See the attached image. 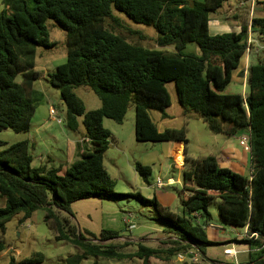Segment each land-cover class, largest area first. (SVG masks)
<instances>
[{
	"label": "trees",
	"instance_id": "trees-1",
	"mask_svg": "<svg viewBox=\"0 0 264 264\" xmlns=\"http://www.w3.org/2000/svg\"><path fill=\"white\" fill-rule=\"evenodd\" d=\"M230 0H3L0 13V132L29 133L36 113L35 83L38 49H50L46 22H55L66 33L67 60L48 74L58 89L67 112L65 128L78 133L82 124L91 149L60 173L48 158V165L32 166L34 158L29 141L0 150V254L6 248L7 224L17 215L22 221L43 211L44 221L57 242L73 245L77 254L60 264H82L89 258L115 261L151 259L170 262L178 255L190 260L197 253L202 261L206 249L215 245L208 237L212 215L210 205L217 202L220 221L233 229L246 230L243 243L251 248L250 262L264 264V61L259 59L247 70L246 96L226 94L233 72L241 70L248 52L249 28L264 36V2L254 15L243 11L239 33L211 35V16ZM123 13L136 24L151 26L161 49L150 50L130 43L107 28L115 20L113 11ZM196 44L200 55L185 54ZM20 78V81H18ZM174 83L185 114L196 113L215 134L236 135L244 131L250 137L251 173L248 176L221 167L223 156L191 158L187 155V126L159 131L150 112L170 119L167 110L171 96L167 84ZM85 87L101 101V107L88 111L76 90ZM131 106L135 108V137L143 143H183L185 163L182 170L184 214L172 212L154 197L141 194L136 199L154 208L153 220L167 226L168 236L159 247L125 240L120 232L102 229L98 235L81 230L74 222L72 205L82 200L122 199L115 192L116 181L105 165L111 132L104 128L109 119L123 124ZM1 147L7 146L0 142ZM78 151L80 145L77 146ZM136 171L150 184L152 169L136 164ZM256 238H251L252 235ZM124 239V241H123ZM93 240H96L94 242ZM136 246L134 253H125ZM257 250V251H256ZM196 254V255H197ZM44 256L9 264H42ZM188 264V263H184ZM189 264H194L190 263Z\"/></svg>",
	"mask_w": 264,
	"mask_h": 264
},
{
	"label": "rangeland",
	"instance_id": "rangeland-1",
	"mask_svg": "<svg viewBox=\"0 0 264 264\" xmlns=\"http://www.w3.org/2000/svg\"><path fill=\"white\" fill-rule=\"evenodd\" d=\"M236 4V0L226 2L218 13L211 16V20L217 17L225 18L224 13L227 12L230 6H236ZM4 8L3 0H0V13ZM113 13L115 20H107V28L125 37L130 43L150 50L175 52L173 47L161 49L157 46V33L153 27L136 24L123 13L116 10ZM228 21L231 25L234 23L233 20ZM46 26L50 32L52 47L50 49H38L35 70L40 74V79L34 85V89L39 93L36 97V113L32 122L34 124H38L36 122H40L42 119L48 120L52 118L50 115L51 107L57 112L56 117L63 121L67 112L66 105L61 99L60 91L51 86L48 77L49 73H52L58 66L66 63V33L51 20L46 22ZM184 53L200 55L196 44H189ZM252 61L254 62L255 60ZM18 81H20V78H18ZM166 87L171 96V107L167 110L171 119L163 120L161 113L156 111L150 112V116L157 125L158 130L162 132L165 129H180L183 126H187V155L194 159L207 156L219 157V152L223 150L225 144L231 146L236 150L241 159L240 170H237V173L248 176L251 169L250 150H246L239 143V139L246 137L247 133L240 131L232 136L213 133L196 113L185 114L183 107L179 103L174 83H169ZM75 92L84 102L85 108L88 111L101 107V101L90 89L81 87ZM248 92L249 89L246 83H243L238 76V72L234 71L232 82L225 93L246 96ZM80 122V130L76 134L65 129V125L60 126L56 121H53V128L50 134L52 132L54 134H52V137L45 134L44 137L38 139L39 143L32 151V155L35 157L32 166L37 168L43 164L38 157L42 152L52 154L55 157L54 159H56L57 167L60 160L67 161V157L65 156V152L67 151L66 135L74 138V136H81V134L85 133L82 119H80ZM103 126L112 134L110 147L105 154L104 165L110 176L116 181L115 192L117 194H124L126 197L122 199L78 201L72 205V212L75 216L74 222L79 229L87 230L93 234L99 233L102 228L110 229V227H107V224H114L111 225L114 226L112 228L117 227L115 230H118L121 237L125 240L142 242L150 247H159L161 246L160 242L162 239H165L169 235L167 232L168 228L165 224L153 220L157 216L154 208L143 205L135 197L138 194L147 199L157 197L158 201L161 200L159 202L164 204L163 206L169 207L172 212L179 215L184 214L181 196H184L185 192L183 191V183L181 181L178 182L180 177L182 180L180 171L173 166V162L170 159L164 158L162 165L161 161H159V159L163 158L162 156L166 157L168 144L143 143L136 140L134 106L130 107L123 124L120 125L112 120L105 119ZM33 136L34 132L18 134L11 130H4L0 132V142L6 143L7 146H0V150L33 138ZM54 136L57 138V141ZM137 163L151 167L150 184H147L136 171ZM44 164L48 165L47 161H44ZM66 168L68 167H63L64 170L60 173L61 176L64 175ZM170 177L175 180L173 184L167 183ZM158 179L162 180L165 184L164 188H157ZM5 206V198L0 197V208H5ZM209 212L212 215L211 225L220 227L223 230L219 229L216 232H208L209 240L215 243V245L206 249L207 261H202L201 257L197 253H194L195 258L192 260L188 257H185L183 260L176 257L170 262L151 259L150 264H189L190 261L194 264H235L234 259L226 256L224 251L228 247H231L228 243L230 242L229 240L241 237L244 231L243 229L228 227L220 221L217 202L210 205ZM44 218L45 213L37 211L28 220L22 221L23 215L20 214L7 224L5 235L6 248L0 254V264H9L12 258L17 262H21L32 258L37 253L44 256L42 264H60L69 256L77 254L78 249L73 245L56 241L55 235L46 225ZM123 219L129 221L127 228L122 224ZM129 226L134 227L129 228ZM136 250V246H131L125 250V253H134ZM82 264H142V261L139 259L115 261L89 258L83 261Z\"/></svg>",
	"mask_w": 264,
	"mask_h": 264
},
{
	"label": "crops",
	"instance_id": "crops-1",
	"mask_svg": "<svg viewBox=\"0 0 264 264\" xmlns=\"http://www.w3.org/2000/svg\"><path fill=\"white\" fill-rule=\"evenodd\" d=\"M198 1H203V0H198ZM236 1H237L236 6H230L227 12L224 13L225 18L217 17L216 19L210 21L209 28H210L211 35L215 36V35L231 33V32L239 33L241 30V26H240L241 20L239 18H236L238 14L242 13L243 11L249 12L250 13L249 16L251 20V18L254 15V10H256V7L258 8L257 4L260 2H264V0H236ZM228 20H233L234 23L231 25ZM247 41H248L249 49L242 62V68H241V70L244 71L245 73V77H242L241 80L243 83H246V85H247L246 75H247V70L249 66L253 63H257L259 59H262L264 61V36H260L257 33L253 32L250 26ZM252 60H255V61L253 62ZM237 72L239 76L240 71L238 70ZM52 109L54 108L51 107L50 111ZM51 117L52 118H49L48 120L42 119L40 122H36L38 124L32 123V127L29 133L34 132V136L33 138H29L28 140H25V141L30 142L32 151L34 150V147L39 143L38 139L40 137H44L45 134L51 135V137L53 136L52 135L54 134L53 132L52 134H50L53 128L52 126L53 121H56V123L60 126H64L62 119H61L62 123L60 124L58 123L59 118L53 117V116ZM34 128L35 130H33ZM67 136L68 135H66L67 151L65 150L66 151L65 156L67 157V161L60 160L58 167H70L73 163H75L77 160L80 159V153L83 150H88V149L90 150L92 147L91 144L87 141V139H85V133L81 134V136H78V135L74 136V138L71 136L70 137L69 136L67 137ZM240 139H239V143H240ZM55 140L57 141L56 137H55ZM78 144L80 145L81 151H78L77 149ZM163 144H168V148H167L166 157L162 156L163 158L159 159V161H161V165H162V160L164 158L170 159L173 162V166L180 171V175L182 176V170L184 167L185 157H186L184 144L183 143H163ZM220 156H223L224 158L226 157L221 167L228 168L236 173H237V170L238 171L240 170L241 159L239 158V155L237 154L234 148H232L231 146H227V144H225L223 150H220L219 152V157ZM38 157L43 162L41 166L45 165L44 161H47L48 158H51L53 160V165L56 166V159H54L55 157L52 156V154L42 152ZM33 158L35 159L34 156ZM250 173H251V169H250ZM180 181L182 182L181 177L180 179H178V182ZM174 182L175 180L171 177L167 181L168 184H173ZM124 220L125 219H123L122 224L127 228V226L124 224ZM111 225H114V224H107V227H110V229L112 230H115V228H117V227L112 228L114 226H111ZM102 229H109V228H102ZM219 229L223 230L220 227L210 225L207 231L216 232ZM243 231L244 233L241 237L236 238V239H231L229 240L230 242H228L231 247H228L227 249L233 248L238 253L235 258L232 257L235 261V264H247L250 262L251 248L248 244L243 243L246 230H243ZM99 233H97L96 235H98ZM219 241L222 242L221 240ZM206 259L208 260L207 255H206Z\"/></svg>",
	"mask_w": 264,
	"mask_h": 264
},
{
	"label": "built area",
	"instance_id": "built-area-1",
	"mask_svg": "<svg viewBox=\"0 0 264 264\" xmlns=\"http://www.w3.org/2000/svg\"><path fill=\"white\" fill-rule=\"evenodd\" d=\"M50 115L51 116H53V117H56L57 116V112L54 110V109H52L51 111H50ZM58 123H62V120L61 119H59L58 120ZM240 145L242 146V147H244L246 150H250V137H249V135H247L246 137H242L241 139H240ZM165 187V184L162 182V180H160V179H158V182H157V188L158 189H162V188H164ZM128 223H129V221L128 220H124V224L128 227ZM134 226H129V228H133ZM256 238V235L254 234V235H252L251 236V238ZM261 249H264V245L262 246V248H260L259 250H261ZM257 251V250H256ZM224 254L226 255V256H229V257H233V258H235L236 256H237V252L232 248V249H226L225 251H224ZM185 257H188L187 255H178V258L179 259H185ZM189 258V257H188Z\"/></svg>",
	"mask_w": 264,
	"mask_h": 264
},
{
	"label": "water",
	"instance_id": "water-1",
	"mask_svg": "<svg viewBox=\"0 0 264 264\" xmlns=\"http://www.w3.org/2000/svg\"><path fill=\"white\" fill-rule=\"evenodd\" d=\"M94 242H96V240H93Z\"/></svg>",
	"mask_w": 264,
	"mask_h": 264
}]
</instances>
